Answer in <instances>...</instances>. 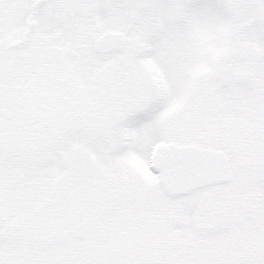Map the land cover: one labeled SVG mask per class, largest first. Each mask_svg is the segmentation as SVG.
Segmentation results:
<instances>
[{
	"label": "snow or ice",
	"instance_id": "1",
	"mask_svg": "<svg viewBox=\"0 0 264 264\" xmlns=\"http://www.w3.org/2000/svg\"><path fill=\"white\" fill-rule=\"evenodd\" d=\"M0 264H264V0H0Z\"/></svg>",
	"mask_w": 264,
	"mask_h": 264
}]
</instances>
